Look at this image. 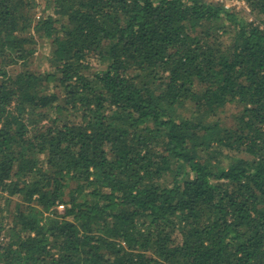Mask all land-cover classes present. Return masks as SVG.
Listing matches in <instances>:
<instances>
[{
  "label": "trees",
  "instance_id": "1",
  "mask_svg": "<svg viewBox=\"0 0 264 264\" xmlns=\"http://www.w3.org/2000/svg\"><path fill=\"white\" fill-rule=\"evenodd\" d=\"M35 1L0 0V264H264V0Z\"/></svg>",
  "mask_w": 264,
  "mask_h": 264
},
{
  "label": "rangeland",
  "instance_id": "2",
  "mask_svg": "<svg viewBox=\"0 0 264 264\" xmlns=\"http://www.w3.org/2000/svg\"><path fill=\"white\" fill-rule=\"evenodd\" d=\"M45 1L46 0H36V8H35V11L37 14H40L43 12V6L45 4ZM220 1V0H219ZM236 1V0H224V6L226 8H233L232 11H234L236 14H238L239 16L245 18V19H253V15L251 14V10L250 8L245 4H234L233 2ZM237 1H242V0H237ZM47 49L44 47L43 44H40L38 46V50H37V53L39 55V57H42L43 56V53L46 52ZM46 66V63L44 62V60H42L40 62V67L44 68ZM61 207V206H60ZM11 208L13 209V202L11 204Z\"/></svg>",
  "mask_w": 264,
  "mask_h": 264
},
{
  "label": "built area",
  "instance_id": "3",
  "mask_svg": "<svg viewBox=\"0 0 264 264\" xmlns=\"http://www.w3.org/2000/svg\"><path fill=\"white\" fill-rule=\"evenodd\" d=\"M220 1H223V2H224V0H220ZM233 3H234V4H241V3H242V4H244V2H243V1H241V2H240V1H237V0H236V1H234Z\"/></svg>",
  "mask_w": 264,
  "mask_h": 264
}]
</instances>
